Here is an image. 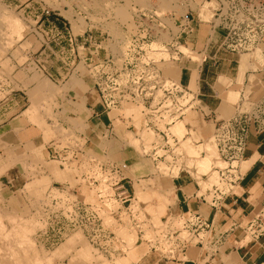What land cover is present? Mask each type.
I'll return each instance as SVG.
<instances>
[{"label": "rangeland", "instance_id": "374dc122", "mask_svg": "<svg viewBox=\"0 0 264 264\" xmlns=\"http://www.w3.org/2000/svg\"><path fill=\"white\" fill-rule=\"evenodd\" d=\"M189 3L190 0H0L1 251L6 252L12 243L19 244L16 233L23 226L29 227L26 238L30 240L18 251L17 255L24 257L22 264H145L150 254L171 250L176 231L181 230L183 238L188 237V231L183 229L185 221L169 210L174 203L171 180L176 173L174 155L181 153L171 130L184 148L181 138L185 128L183 121H179L183 115L164 114L162 108L149 109L142 100L130 102L114 96L113 89L117 81L126 84V71L132 66L125 61V48L133 41L138 42L134 33L138 38L145 32L152 34L147 42L151 45L148 54L146 50L147 59L155 61L164 76L183 85L176 64L179 55L174 49L173 53L161 55L159 49L176 35L171 14L186 12ZM14 22L15 27L19 22L20 28L14 29L18 31L11 26ZM164 27L168 30H163ZM138 45L142 54L146 46L139 42ZM181 48L191 57V53ZM192 58L197 60L196 56ZM107 59L110 65L103 63ZM156 84L161 87L159 82ZM160 94L157 89L153 105H158ZM173 99L177 105L187 103V99L178 95ZM86 102L87 108L100 104L102 109L94 114L98 115L96 119L102 118L105 126L113 128L108 131L105 128L102 134L97 132L99 136L93 142L84 136L88 126ZM200 112L191 110L187 114L201 116ZM165 126H172L169 133L165 132ZM166 140L171 145L162 151L160 146L166 145ZM210 142L216 149L209 151L215 158V166L225 167L214 137ZM63 145L78 152V160L75 157L63 163L54 158V147L63 152ZM74 156L68 152L69 158ZM90 157L105 167L124 164L122 170L128 175L124 186L131 192L130 198L122 195L110 203L119 207L112 211L113 215L102 212L111 234L108 241L91 242L82 230L66 233L55 217L61 213V206L53 198L66 190L83 193L86 202L97 203L96 189L79 176L92 170L87 161ZM214 182L224 186L217 173ZM123 189L117 190V194ZM142 193L147 194L146 198ZM159 196L165 201L162 215L156 210ZM74 236L77 239L71 241ZM29 243H35L29 248L37 250L30 251L27 247L26 252L25 245L30 246ZM14 244L11 251L18 246ZM81 251L89 256L79 258Z\"/></svg>", "mask_w": 264, "mask_h": 264}, {"label": "crops", "instance_id": "0c3cea01", "mask_svg": "<svg viewBox=\"0 0 264 264\" xmlns=\"http://www.w3.org/2000/svg\"><path fill=\"white\" fill-rule=\"evenodd\" d=\"M205 5L190 0L186 12H174L170 16L177 28L174 36L181 43L176 61L179 78L203 105L201 116L186 113L179 118L185 128L181 138L186 145L184 149L180 138L171 130L181 153L174 155L176 173L171 179L174 203L169 210L174 217L185 221L183 229L189 234L183 238L181 230H175L176 240L171 250L150 254L145 264L264 263V233L252 236L247 231L257 217L264 220V130L252 132L244 157L236 168L224 173L225 177L221 175L224 171L215 166L214 156L209 155V151L216 150L210 140L219 120L239 110H250L255 101L264 97V43L250 51L238 50L233 42L226 40L223 30L211 29V13L205 11L208 9ZM168 32L173 34L171 29ZM159 53L172 52L163 43ZM87 104L88 126L84 136L93 142L99 136L97 132L102 134L108 126L94 115L101 111L100 104L94 108H87ZM160 147L164 151V146ZM216 173L223 187L214 182ZM199 222H205L207 227L200 229Z\"/></svg>", "mask_w": 264, "mask_h": 264}, {"label": "built area", "instance_id": "2783aa9c", "mask_svg": "<svg viewBox=\"0 0 264 264\" xmlns=\"http://www.w3.org/2000/svg\"><path fill=\"white\" fill-rule=\"evenodd\" d=\"M200 1L208 4V10L211 13V29L223 30L226 40L233 42L238 50L250 51L256 48L259 43H264V0ZM163 30L166 31V27ZM142 35L144 36L136 38L137 35L133 34L135 40L141 45L146 46L142 54L140 49L137 50L139 46L138 42L133 41L131 44H128V48H125L127 49L125 51V61L128 62V65L132 66L130 71H128L129 66H126L128 68L126 71L127 76H125L127 79L126 84L122 81H117L113 89L114 96L123 97L133 103L142 100L146 103L145 105H149V109L158 111L157 108H162L161 112L164 114L179 112L180 116L191 110L203 111V105L197 96L191 94L183 85L174 82L169 76H164L162 73L163 69L159 68L155 61L147 59L148 50L151 46L147 42L151 41L152 34L145 32ZM174 38L172 36V41L166 42L164 45L167 46L169 52L173 53L175 50L176 54L179 55L181 53L178 51L179 44H177V40L174 41ZM177 59H179V56ZM110 62L109 59L103 60V63L106 65H110ZM126 63L124 64L126 65ZM156 82L161 84L160 88H157ZM156 88L161 90L158 107L153 105L158 97ZM175 95L185 100L187 99V103L177 105L173 99ZM109 129L108 127L107 131ZM169 129L170 126H165L164 130L169 133ZM262 130H264V97L255 101L250 110H239L231 117L219 120L215 126L213 137L219 155L222 161L226 163L225 167L219 169L224 171L221 174L223 177H225L224 173L236 168L238 162L244 157L252 132H260ZM171 137L173 139V135ZM169 144L171 145L169 140H166V145L163 146L166 147ZM69 148V145H63V152H60V149L57 150L54 147V158H60L59 160L63 163L73 161L78 152L72 149L68 150ZM68 152L75 155L74 158H69ZM76 158L78 160V157ZM87 161H89V166H91L90 169L92 170L81 173L79 176L87 181L90 188L96 189L97 203L86 202L83 193L79 192L80 194H77L75 191L66 190V193L62 192L63 195L53 198L55 204L61 206L59 210L61 213L55 217L61 223V228L66 230V233L82 230L91 242L108 241L111 238V234L108 233L110 231L108 230V226H106L102 212L105 210L112 212L119 209V207L115 208L110 203L117 201L122 195L130 198L131 192L124 186V181L128 179V175L122 170L125 166L124 164L112 163L108 167H105L96 158L90 157ZM121 188H124L123 191L117 194V190ZM198 226L200 229H203L207 227V224L199 222ZM247 231L252 236L264 233L263 217L259 216L252 221Z\"/></svg>", "mask_w": 264, "mask_h": 264}, {"label": "bare ground", "instance_id": "6f19581e", "mask_svg": "<svg viewBox=\"0 0 264 264\" xmlns=\"http://www.w3.org/2000/svg\"><path fill=\"white\" fill-rule=\"evenodd\" d=\"M106 5V4H105ZM105 9V8H104ZM7 10V9H6ZM8 11V10H7ZM9 12V11H8ZM5 14V13H4ZM3 14V15H4ZM6 14H8V13H6ZM121 14V13H120ZM6 16V15H5ZM9 16V15H8ZM10 17H11V15H10ZM125 17V16H124ZM6 18H7V16H6ZM5 18V19H6ZM11 19H13V18H11ZM1 20V19H0ZM8 21H9V19H8ZM7 22V21H6ZM107 22V21H106ZM8 23V22H7ZM8 24H11L10 22L8 23ZM18 25H19V22H18ZM17 25V26H18ZM12 27H13V30L14 29H18V28H20V27H18L17 28V26L15 27V22L11 25ZM10 26V27H11ZM111 27V26H110ZM115 29V28H114ZM14 31H18V30H14ZM3 33V32H2ZM15 33V32H14ZM2 35V34H1ZM3 37V36H2ZM1 46V45H0ZM250 53V52H249ZM197 73V72H196ZM198 75V74H197ZM45 85H48V84H45ZM42 87H43V85H42ZM41 87V88H42ZM239 87V86H238ZM43 89H44V87H43ZM46 89V88H45ZM47 89H49V87L47 88ZM234 89V88H233ZM241 90V89H240ZM39 91V90H38ZM40 92V91H39ZM231 92V91H230ZM228 93V92H227ZM239 94V93H238ZM48 97V96H47ZM41 101V100H40ZM238 102V101H237ZM236 103V102H235ZM229 104H231L230 102H229ZM237 104V103H236ZM235 107V106H234ZM37 108V107H36ZM30 110V109H29ZM34 110V109H33ZM234 110V109H233ZM177 119V118H176ZM184 146H186V145H184ZM189 148V147H188ZM184 149V148H183ZM208 149V148H207ZM206 149V150H207ZM187 150V149H186ZM192 150V149H191ZM211 150V149H210ZM212 151V150H211ZM197 154V153H196ZM208 156V155H207ZM25 163V162H24ZM142 165V164H141ZM205 166V165H204ZM24 167V166H23ZM89 168V167H88ZM91 171V170H90ZM88 172H89V170H88ZM57 173H59V172H57ZM62 174V173H61ZM64 174V173H63ZM161 181V180H160ZM156 190V189H155ZM147 191V190H146ZM150 191V190H149ZM151 192V191H150ZM144 193V192H143ZM142 193V194H143ZM88 194V193H87ZM142 194L140 195L141 197H142ZM150 194V193H149ZM155 194V193H154ZM159 194V193H158ZM145 194H143V196H144ZM147 195V194H146ZM146 195H145V198H146ZM156 195V194H155ZM86 196H88V195H86ZM151 196V195H150ZM149 196V197H150ZM160 196H161V194H160ZM160 196H159V198H160ZM164 196V195H163ZM140 197V198H141ZM161 198H163V197H161ZM161 198H160V200H159V205L156 207V210L158 211V212H160L161 213V215H162V213L163 212H165V211H163L164 210V208H165V201L163 202L162 200H164V199H162L161 200ZM166 198V197H165ZM142 199V198H141ZM158 199V198H157ZM145 200V199H144ZM148 201V200H147ZM150 206V205H149ZM151 207V206H150ZM152 208V207H151ZM145 210H147V209H145ZM152 210V209H151ZM155 210V209H154ZM106 211V210H105ZM147 211H149V209L147 210ZM163 211V212H162ZM107 212H109V211H107ZM159 213V214H160ZM105 214V213H104ZM156 214V213H155ZM154 214V216L156 217L157 215L159 216V214L157 213V215H155ZM18 216V215H17ZM144 216V215H143ZM157 216V217H158ZM18 218V217H17ZM22 219V218H21ZM20 220V219H19ZM24 220V219H23ZM30 219H28V221H29ZM25 221H26V219H25ZM159 222V221H158ZM24 225H25V223H24ZM156 226V225H155ZM22 227V228H21ZM20 228H21V230H17L18 232L16 233V235H19V244H18V246H17V244H14V243H12V244H14L15 245V247L17 248H14L12 251H11V249H12V244L11 243H9V244H11V246L10 247H8L7 249V251L5 252V251H1V248H0V264H22L21 262H22V259H24V257L23 256H18L19 255V253H18V251H19V249L22 247V245H24V243H26L27 241H29L30 239H28V238H26V236H28V234H29V231H30V229H29V227L28 228H25V229H23V226H21ZM19 228V227H18ZM19 228V229H20ZM121 228V227H120ZM33 230V229H32ZM120 230V229H119ZM3 231V230H2ZM159 231V230H158ZM8 232H9V230H8ZM7 232V233H8ZM128 232V231H127ZM4 233H5V231H4ZM7 233H5L6 235H7ZM126 234V233H125ZM132 235V234H131ZM10 236V235H9ZM15 236V235H14ZM15 238V237H14ZM17 238V237H16ZM132 238V237H131ZM135 238V237H134ZM9 240L10 239H13V238H8ZM77 239V237L76 236H74L72 239H71V241H75ZM7 240V239H6ZM8 240V241H9ZM80 240V239H79ZM11 241V240H10ZM34 241V240H33ZM33 241H31V242H33ZM71 243H73V242H71ZM8 244V245H9ZM26 244H28V243H26ZM30 244V246H27V245H25L26 246V248L28 247H31V245L33 244V243H29ZM35 244V243H34ZM33 244V245H34ZM24 246V247H25ZM23 247V248H24ZM28 248H27V250H25L26 252L28 251ZM35 248V247H34ZM33 248V246H32V248H29L30 249V251H31V249H33V250H37V249H34ZM77 249V248H76ZM32 250V251H33ZM24 251V252H25ZM12 252V254H10ZM36 252V251H35ZM32 253V252H31ZM36 253H38V252H36ZM18 254V255H17ZM23 254V253H22ZM34 254V253H33ZM30 255V254H29ZM32 255V254H31ZM30 255V257H33V256H31ZM76 255V254H75ZM77 255H78V253H77ZM80 257L79 258H81V257H83L82 259H84V257H85V259H86V257L87 256H89V253H88V255H87V252H85V251H81L80 252ZM36 257L38 256V254L37 255H35ZM40 256H42V255H40ZM29 257V256H28ZM29 257V258H30ZM74 257H76V256H74ZM39 258V257H38ZM33 259H34V257H33ZM81 259V260H82ZM120 259V258H119ZM27 260H28V258H27ZM30 260V259H29ZM35 260V259H34ZM41 260H42V258H41ZM79 260V259H78ZM91 260V259H90ZM24 261V260H23ZM83 261V260H82ZM85 261V260H84ZM30 262V261H29ZM34 263H36V261H33ZM40 262V261H39ZM117 262H119V261H117ZM41 263V262H40ZM50 263V262H49ZM76 263V262H75ZM84 262H82V264H83ZM32 264V263H31ZM80 264V263H79ZM85 264V263H84Z\"/></svg>", "mask_w": 264, "mask_h": 264}]
</instances>
